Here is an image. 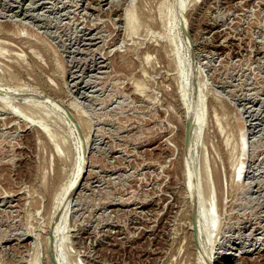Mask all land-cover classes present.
Returning <instances> with one entry per match:
<instances>
[{
    "label": "rangeland",
    "instance_id": "rangeland-1",
    "mask_svg": "<svg viewBox=\"0 0 264 264\" xmlns=\"http://www.w3.org/2000/svg\"><path fill=\"white\" fill-rule=\"evenodd\" d=\"M132 1L0 0V264L37 251L38 264L57 260L66 209L52 198L84 151L90 177L66 205L67 264H205L209 254L264 264V0H187L174 24L178 1L167 0L166 29L163 0H143L135 32ZM200 84L203 137L190 122ZM190 175L216 176L212 249L198 244Z\"/></svg>",
    "mask_w": 264,
    "mask_h": 264
},
{
    "label": "bare ground",
    "instance_id": "bare-ground-1",
    "mask_svg": "<svg viewBox=\"0 0 264 264\" xmlns=\"http://www.w3.org/2000/svg\"><path fill=\"white\" fill-rule=\"evenodd\" d=\"M146 1H148V3H146L145 5H150L151 6V0H146ZM162 1V0H161ZM178 1V5H176L178 8H177V14H176V16L174 17V16H172V18L170 19L171 21L170 22H172L173 23V21H174V19L177 17L178 18V14H180V12L179 11H181V12H184L185 11V9H186V7H187V5H186V2H187V0H177ZM138 0H133L132 2H131V6H129L130 8H129V10L128 11H126L127 12V16L125 17V18H127V27H129L130 29H131V32H135L137 29H138V27L140 26V23H141V21H140V14L138 13V9H144V8H146V6L145 7H143L144 5H142V3H145L143 0L141 1V3H140V1L138 2ZM157 2V1H156ZM151 3V4H150ZM169 3V2H168ZM167 3V0H163L159 5V19H160V23L159 24H161L162 25V27H163V29H166L167 28V26H168V22H169V15L166 13V11H165V8H166V4H168ZM139 4V5H138ZM171 4V3H170ZM138 5V6H137ZM150 6H148V7H150ZM97 9V8H96ZM149 9V8H148ZM167 9V8H166ZM149 10H151V8L149 9ZM142 11V10H141ZM144 11V10H143ZM146 11V10H145ZM152 12V11H151ZM147 13V12H146ZM149 14V13H148ZM154 14V13H153ZM151 15V14H150ZM172 15V14H171ZM148 18H150V21H151V17L148 15ZM148 21H149V19H148ZM126 23V22H125ZM174 24V23H173ZM152 25V24H151ZM183 26V28H181L184 32H186V26L184 25V24H182ZM1 26V25H0ZM169 27V26H168ZM170 29H171V27H170ZM183 31H181V32H183ZM0 32H1V30H0ZM165 32V31H164ZM16 35V34H15ZM172 37H173V35H172ZM177 37V36H176ZM179 37V36H178ZM228 40V39H227ZM43 43V42H42ZM29 44V43H28ZM10 46V45H9ZM30 47V46H29ZM180 48V47H179ZM162 49V48H161ZM164 49V48H163ZM160 50V49H159ZM160 52V51H159ZM0 53H2V52H0ZM2 55V54H1ZM57 55V54H56ZM162 55V54H161ZM52 58V57H51ZM22 60V59H21ZM51 61V60H50ZM49 61V62H50ZM19 62V61H18ZM22 62V61H21ZM50 63H52V62H50ZM54 64V63H53ZM53 64L51 65V66H53ZM126 64V63H125ZM4 65V64H3ZM7 66V65H6ZM6 66H3L2 67V70L5 72V69L7 70V71H9V69H11L9 66V68L8 67H6ZM27 69V68H26ZM11 72L10 73H12V70H10ZM34 72V71H33ZM7 74L9 73V72H6ZM6 74V75H7ZM13 74V73H12ZM11 75V74H10ZM8 76V75H7ZM12 76V75H11ZM183 78V77H182ZM181 78V79H182ZM1 79V78H0ZM1 81V80H0ZM184 83V82H183ZM202 83V82H201ZM187 85L185 86V87H183L182 89H181V93H182V95H181V98H182V101H183V105H184V107L187 109V110H189V105L191 104V100L188 98V95H187ZM17 89V88H16ZM198 90H197V100H196V103L194 104V107H195V116L194 117H190V119H191V121L190 122H193V132H195V135H198V137L200 136V137H203V136H201V134L203 133L202 131H203V128L205 127L204 125H205V121H206V117H207V113H208V108L206 107V103H204V101H203V99H204V97H203V95H202V93H203V86H202V84H200V86H198V88H197ZM178 96V95H177ZM178 99V98H177ZM3 101V100H2ZM4 102V101H3ZM3 104V103H2ZM2 106V105H1ZM57 106V105H56ZM72 106H74V105H72V104H70V111L71 110H73V112H74V114H76V119H77V121H78V123L80 124V126L83 128H81L83 131H84V135L86 136V134H87V124H86V121H84V118L82 117V115L79 113V111L77 110V108L74 106V107H72ZM69 107V106H68ZM72 107V108H71ZM3 110H5V107L3 106ZM9 108V107H8ZM7 108V109H8ZM59 107H57L56 109H58ZM2 110V109H1ZM8 110H10L9 111V113L12 115V114H16L15 112H14V109H12V108H9ZM60 111V110H59ZM5 112V111H4ZM6 112H8V111H6ZM72 114V113H71ZM73 115V114H72ZM17 116V118L18 119H20L21 117H20V115H16ZM74 116V115H73ZM63 117L64 116H59V122H61V125H62V123H64L65 124V120L63 119ZM225 117V116H224ZM33 122V121H32ZM31 122V123H32ZM217 122H218V120H217ZM30 124V123H29ZM63 124V125H64ZM192 125V124H191ZM191 129V128H190ZM205 129V128H204ZM37 131L36 132H38V135L39 136H42L41 138H43V137H45V138H51V134H50V131L48 130V128L45 126V125H42V127L40 128H37L36 129ZM242 131V130H241ZM245 132V131H244ZM244 132L242 131V134L240 133V135H241V140H240V145H239V147H240V156H242V155H244L243 154V152L245 151L244 150V146H245V139H244ZM204 134V133H203ZM47 136V137H46ZM88 136V135H87ZM194 136V135H193ZM44 138V139H45ZM181 138V137H180ZM87 139V144L89 143V139L88 138H86ZM179 139V138H178ZM197 139V138H196ZM244 139V140H243ZM48 139H46V140H44V141H47ZM56 141V142H55ZM181 141V140H180ZM182 141H183V139H182ZM49 142V144H50V141H48ZM52 142H55L54 143V145H56L57 147H58V145H59V142L57 141V139H54ZM51 142V143H52ZM197 142V141H196ZM201 142V141H200ZM229 142V141H228ZM45 143V142H44ZM57 143V144H56ZM230 143V142H229ZM60 144H61V142H60ZM48 145V144H47ZM46 146V145H45ZM55 146V147H56ZM237 148V147H236ZM235 149V148H234ZM68 150V149H67ZM232 151V150H231ZM68 152V151H67ZM233 152V151H232ZM85 151H84V153H83V156H81V160H80V164L83 162L84 164H85V160H86V157H85ZM82 155V154H81ZM204 160H206V159H204ZM243 160V159H242ZM45 161H46V159H45ZM199 161V160H198ZM193 162V161H192ZM239 162V163H238ZM237 163V166H236V169L234 170L235 171V179H236V175H237V173H238V171H240L241 169V171H240V175H241V173H242V171H243V168H241L242 166L241 165H243L241 162L242 161H238ZM63 163V162H62ZM43 164V163H42ZM84 164H83V166L81 167V165H80V167L78 168L79 169V171L77 172V174H76V176H75V178H74V180H73V182L72 183H70L69 185H68V187H66L64 190H63V192H58L55 196H54V198H52V200H55L56 199V201H57V203H55V204H57V205H55L56 207H58V209H59V207H60V205H62L63 204V208L64 209H66V214H65V216H63L62 218H61V220H60V224H58V226L56 227V232L58 231V236L59 237H61V238H59L58 239V241L60 242V244H59V246L57 247V252H56V258H57V263L58 264H67L68 263V259H69V257H68V254H67V252H66V249L65 248H63V246H65L64 244V237H65V230L67 229L66 228V218H67V211H68V209L66 208V205H68V199L70 198V195L72 194V192H73V190H74V188L75 187H77L78 185V189H79V187L80 186H83V185H85V182H87L88 180H89V177H90V173L87 171V173H86V175H84V177L82 178V174H83V170H84ZM179 165V164H178ZM203 165H204V163H203ZM206 165V164H205ZM204 165V166H205ZM90 166V165H89ZM176 167V166H175ZM181 168V167H180ZM205 168V167H204ZM207 168H208V166H207ZM235 168V167H234ZM206 169V168H205ZM178 170V169H177ZM208 170H205V172H207ZM180 172H182V171H180ZM30 173V172H29ZM183 173V172H182ZM209 173V172H208ZM194 174V173H193ZM212 174H214V173H212ZM216 174V173H215ZM59 175V174H58ZM209 175V174H208ZM239 176V175H238ZM206 177V181L205 182H203V180L202 181H200L199 180V182H197L196 183V179H195V175H190V177H189V179L187 180L188 181V187H189V182H190V189H191V187L193 186H191V183L193 184V182H195V187H194V189H192V199H193V202H194V205H195V210H194V213H195V221H194V223H195V225L194 226H196V231L198 232V235H197V237H198V244L201 246V247H205V245L206 246H209L210 245V249H212L211 248V246L213 247V245H214V243H216V239L217 238H215L214 236H215V232H216V230L218 229V227H217V221H218V219H217V216H216V205L214 204V200H215V196H213V193H212V191H213V187L214 188H216L217 187V184H216V176L214 177V175H212V177H211V179L213 180V182H211L210 181V179L208 178V176H205ZM210 177V176H209ZM238 178H240V177H238ZM47 180V179H46ZM50 180V179H49ZM52 180V179H51ZM240 180V179H239ZM47 182H49V181H47ZM41 183H46V181H44L43 180V182H41ZM47 184V183H46ZM51 184H52V181L50 182V187H51ZM54 184V183H53ZM41 185V184H40ZM221 185V184H220ZM42 186H44V185H42ZM47 187H49L48 185H46ZM42 188V187H41ZM40 188V189H41ZM44 189H45V187H44ZM43 189V190H44ZM46 190H47V188H46ZM217 190V189H216ZM49 191V190H48ZM77 191V190H76ZM47 193V192H46ZM48 193H50V192H48ZM207 193V197L205 198V194ZM48 197H50V196H48ZM216 198H217V196H216ZM218 199V198H217ZM51 200V201H52ZM219 204V203H218ZM191 207V206H190ZM60 210V209H59ZM186 213V212H185ZM188 215V214H187ZM191 218H192V216H191ZM193 223V224H194ZM194 228V227H193ZM190 230L192 231V229L190 228ZM195 231V232H196ZM218 232V231H217ZM189 233V232H188ZM193 234V232H190L189 234ZM191 236V235H190ZM217 237V236H216ZM190 237H189V235H188V239H189ZM193 238H194V234H193ZM192 238V239H193ZM191 239V240H192ZM61 240H63V242L61 241ZM191 240H190V242H191ZM192 242H193V240H192ZM191 242V243H192ZM56 251V250H55ZM211 252V251H210ZM212 253V252H211ZM234 256V255H233ZM208 258H205L206 260L205 261H203V262H205V264H212V260H213V256H212V254H209V256H207ZM48 260H51V258H50V256H49V258H48ZM203 260V259H202ZM31 263H29V264H38L39 263V255H38V251L36 252V254L33 256V259H32V261H30ZM48 262V261H47ZM49 263V262H48ZM52 262H50V264H51ZM225 263V260H220V261H218L217 262V264H224ZM204 264V263H203Z\"/></svg>",
    "mask_w": 264,
    "mask_h": 264
},
{
    "label": "water",
    "instance_id": "water-1",
    "mask_svg": "<svg viewBox=\"0 0 264 264\" xmlns=\"http://www.w3.org/2000/svg\"><path fill=\"white\" fill-rule=\"evenodd\" d=\"M54 264H58L56 261H54Z\"/></svg>",
    "mask_w": 264,
    "mask_h": 264
}]
</instances>
